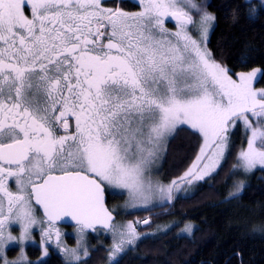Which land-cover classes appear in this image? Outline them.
<instances>
[{
    "label": "snow or ice",
    "instance_id": "snow-or-ice-1",
    "mask_svg": "<svg viewBox=\"0 0 264 264\" xmlns=\"http://www.w3.org/2000/svg\"><path fill=\"white\" fill-rule=\"evenodd\" d=\"M136 6L129 12L106 0H0V264H40L53 244L78 264L86 234L101 231L112 238L109 260L116 259L154 233L137 231L148 218L116 223L107 195L126 194L131 210L174 202L218 172L240 125L247 146L233 167L264 169V87L256 86L264 68L232 74L217 62L207 48L215 17L193 0ZM249 12L254 17L257 7ZM185 128L200 140L191 163L167 184L154 180L170 139ZM66 220L74 222L77 248L61 239L58 225ZM10 221L19 223L18 235ZM34 226L36 262L24 247ZM11 241L20 243L18 259L5 256Z\"/></svg>",
    "mask_w": 264,
    "mask_h": 264
},
{
    "label": "trees",
    "instance_id": "trees-1",
    "mask_svg": "<svg viewBox=\"0 0 264 264\" xmlns=\"http://www.w3.org/2000/svg\"><path fill=\"white\" fill-rule=\"evenodd\" d=\"M136 5L130 0L123 2L127 10L138 9ZM251 7H257L254 17L249 12ZM206 9L215 17L207 41L213 58L231 69L232 74L264 68V7L259 0H207ZM256 86L264 87V81ZM199 144V137L187 128L170 139L162 180L168 182L181 174ZM237 149L231 148L218 172L196 185L193 193L177 195L174 202L161 207L126 213L123 217L129 221L135 216H151V224L139 229L141 233H153L158 223L172 225L163 234L141 238L115 264H264V170H256L242 192L231 195ZM114 199L109 195L107 203ZM188 222L194 224L192 234L178 235ZM27 251L31 258L40 253L33 246ZM88 252V257L78 264L106 263V247L96 245ZM40 264L67 263L51 252Z\"/></svg>",
    "mask_w": 264,
    "mask_h": 264
},
{
    "label": "rangeland",
    "instance_id": "rangeland-1",
    "mask_svg": "<svg viewBox=\"0 0 264 264\" xmlns=\"http://www.w3.org/2000/svg\"><path fill=\"white\" fill-rule=\"evenodd\" d=\"M130 1L138 3V0H130ZM246 1H249V0H246ZM123 2H124V0H115L114 3H106V6L114 7V5L116 4L115 6L120 5V6H122L124 8V10L129 11V12H134V11H138L139 10V8L135 9V10H127L123 6ZM193 2L196 3L198 6H202L205 11L210 13L206 9L207 0H193ZM210 14H212V13H210ZM193 18L195 20L199 21V16L196 15L195 12H193ZM168 21H169V19L166 20V27H168V29L170 31H175L176 30L175 24L169 25ZM213 26H214V22H213V24H212V26H211V28L209 30V35H210L211 31H212ZM190 34L193 35L194 38L199 35L198 25H197L196 28H193L191 30ZM230 143H231L230 149L233 148V147H237L238 148L237 149V155H238V153H239V151H240V149L242 147H246L247 146V137L245 135V129H244V127L242 125H240L237 128H235V130L233 131V133H232V135L230 137ZM165 155H166V153H165ZM165 155L161 158L159 163L154 166L153 171H152L153 179L154 180H159L163 184H167L169 182V181L167 182V181L162 180V175L164 174L163 167H164ZM236 159H237V156H236ZM237 163H238V161L236 160V164ZM256 170H264V169L257 168L255 170H253L251 173H245L243 171V169L238 168V167H233V171L232 172H233V183H234V185L236 186V184L238 182L243 181L244 182L243 188H244L246 185L249 184L248 182H250V179H251L253 173ZM235 186H234V189H235ZM195 187L196 186L191 187L187 193H181V194H177V195L187 196V195L193 193V190L195 189ZM234 189L232 191H234ZM15 190H13V191H15ZM231 193H233V192H231ZM240 193H238V194H240ZM109 195H112L115 198L114 201H112V202H110L108 204V207L110 209H113V213L117 215V218L115 219V222L116 223H120V224H124V223L129 222V220L125 219L123 216L126 213H128V212L137 211V210H131V209H128V208L125 207V203H126V200H127V195L126 194L125 195H113L111 193H109ZM165 204H167V202L162 204V205L161 204H157L156 206L151 207V209H154V208H157V207H161V206H163ZM36 214H37V216H40V214L38 213L37 210H36ZM146 218L150 219V221H151V216L150 215L135 216L131 221H137V220L138 221H140V220L142 221V219L144 220ZM188 224H191L193 226L192 227V231H193L194 224L191 223V222L186 223V225H188ZM171 225H172V222L158 223L154 227V230H153L154 235L157 236V235L165 233L171 227ZM8 227H9V231H11L14 235H18V233L20 231L19 223L14 222V221H10L9 224H8ZM58 227H60V229H61V231L63 233L62 238H61L63 240V244L66 245L68 248H77V238H76V235H75V227H65V226H60V225H58ZM145 227L146 226L142 227L140 225H137V231L139 233H141L139 229H142V228H145ZM184 228H185V226H183L181 229H179L178 235H180V236L181 235L189 236V235L192 234V232H191V234H188L187 232H185ZM30 231H31L32 236H33L34 239L33 240L24 241V247H25L26 255L28 256L29 260H31L33 262H36L38 260V258L40 257V255H41V251H40L38 257L31 258L28 255L27 248L29 246H33V247H37V248L40 249V247H39V229L34 226ZM144 237H146V236H144ZM144 237H142V238H144ZM136 244H137V242H136ZM136 244L134 246L133 245H129L126 248V250L123 253L119 254L116 257V259H114V260L110 261L109 258H108V254H107V260H106L105 264H115L121 258V256L124 253L128 252L131 249H134L136 247ZM96 245H101V246L106 247L107 249H110L111 245H112V238H111L110 234H107V233H105L103 231L97 232V233H92V232L87 233L85 238H84V240H83V247L78 249V251H79V253H80L81 257H82V260H84L86 258V257H83L84 248H87L89 250L90 247H93V246H96ZM48 247H49V254L51 252H56L58 255H60L62 257L64 262L68 264V261L65 260L62 252L55 246V244L49 245ZM19 248H20L19 241H11L8 244H6L5 245V256L7 257V259H9V260L18 259ZM45 258L46 257H44L43 259H45Z\"/></svg>",
    "mask_w": 264,
    "mask_h": 264
},
{
    "label": "water",
    "instance_id": "water-1",
    "mask_svg": "<svg viewBox=\"0 0 264 264\" xmlns=\"http://www.w3.org/2000/svg\"><path fill=\"white\" fill-rule=\"evenodd\" d=\"M106 206H107V198H106ZM37 208L40 211V213L43 215L42 209H40L38 206H37ZM114 219H115V215H114ZM60 224H62V225H74V222H71V221H67L66 220L65 222H61Z\"/></svg>",
    "mask_w": 264,
    "mask_h": 264
},
{
    "label": "flooded vegetation",
    "instance_id": "flooded-vegetation-1",
    "mask_svg": "<svg viewBox=\"0 0 264 264\" xmlns=\"http://www.w3.org/2000/svg\"><path fill=\"white\" fill-rule=\"evenodd\" d=\"M169 22H170V21H168V23H169ZM173 24H174V23H173ZM10 187H11V189H13V190L16 189L15 183H14L13 181H10ZM36 210L38 211V213L40 214V216H42L41 213L39 212L38 208H36ZM60 226H61V225H60Z\"/></svg>",
    "mask_w": 264,
    "mask_h": 264
},
{
    "label": "bare ground",
    "instance_id": "bare-ground-1",
    "mask_svg": "<svg viewBox=\"0 0 264 264\" xmlns=\"http://www.w3.org/2000/svg\"><path fill=\"white\" fill-rule=\"evenodd\" d=\"M248 183H249V182H248ZM142 220H143V219H142ZM137 221H138V220H137ZM140 221H141V220H140ZM140 226H142V227H143L144 225H140Z\"/></svg>",
    "mask_w": 264,
    "mask_h": 264
}]
</instances>
